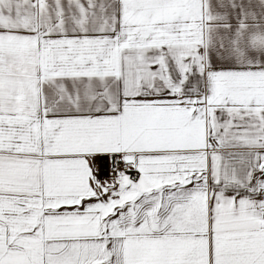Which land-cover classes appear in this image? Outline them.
I'll list each match as a JSON object with an SVG mask.
<instances>
[{
  "label": "snow or ice",
  "instance_id": "6c2138e0",
  "mask_svg": "<svg viewBox=\"0 0 264 264\" xmlns=\"http://www.w3.org/2000/svg\"><path fill=\"white\" fill-rule=\"evenodd\" d=\"M0 264H264V0H0Z\"/></svg>",
  "mask_w": 264,
  "mask_h": 264
}]
</instances>
